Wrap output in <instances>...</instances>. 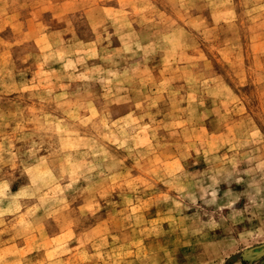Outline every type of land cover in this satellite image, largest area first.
Listing matches in <instances>:
<instances>
[{"label":"clouds","instance_id":"obj_1","mask_svg":"<svg viewBox=\"0 0 264 264\" xmlns=\"http://www.w3.org/2000/svg\"><path fill=\"white\" fill-rule=\"evenodd\" d=\"M264 264V0H0V264Z\"/></svg>","mask_w":264,"mask_h":264},{"label":"rangeland","instance_id":"obj_2","mask_svg":"<svg viewBox=\"0 0 264 264\" xmlns=\"http://www.w3.org/2000/svg\"><path fill=\"white\" fill-rule=\"evenodd\" d=\"M225 264H249L245 259L244 250H235L225 261Z\"/></svg>","mask_w":264,"mask_h":264}]
</instances>
